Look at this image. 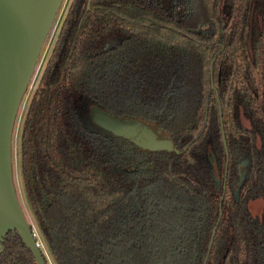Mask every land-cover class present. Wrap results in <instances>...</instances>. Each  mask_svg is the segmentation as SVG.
<instances>
[{"label":"trees","instance_id":"obj_1","mask_svg":"<svg viewBox=\"0 0 264 264\" xmlns=\"http://www.w3.org/2000/svg\"><path fill=\"white\" fill-rule=\"evenodd\" d=\"M86 1H70L20 135L54 264H264V0ZM96 108L170 144L140 146ZM3 246L0 264H35L16 233Z\"/></svg>","mask_w":264,"mask_h":264},{"label":"water","instance_id":"obj_2","mask_svg":"<svg viewBox=\"0 0 264 264\" xmlns=\"http://www.w3.org/2000/svg\"><path fill=\"white\" fill-rule=\"evenodd\" d=\"M61 3L62 0H0V253L8 232H13L30 250L35 264L49 263L17 197L12 168V132L20 101ZM89 4L87 0L86 9ZM100 112L103 117H94L95 122L139 145H167L166 136L144 120L119 119ZM208 158L214 164L212 154ZM214 230L215 226L208 248Z\"/></svg>","mask_w":264,"mask_h":264},{"label":"rangeland","instance_id":"obj_3","mask_svg":"<svg viewBox=\"0 0 264 264\" xmlns=\"http://www.w3.org/2000/svg\"><path fill=\"white\" fill-rule=\"evenodd\" d=\"M71 0H62V3L59 7V9L56 12V15L54 17L53 23L51 25V28L44 40V43L42 45V48L40 50L39 56L37 58L34 70L31 74V78L28 82V86L26 91L23 94V97L20 101L16 116H15V121H14V126H13V132H12V168H13V180H14V185L17 193L18 200L20 202L21 208L23 210L24 215L26 216L27 220L32 224L40 242H41V248L43 250V254L46 257V260L48 261L49 264H54L52 257L45 246V244L42 241L41 235L37 229L35 220L32 216V213L29 209L23 187H22V181H21V169H20V135H21V128H22V123L23 119L25 116V112L27 110V106L29 104V101L32 97L33 92L35 89L39 86V81L41 78L42 70L46 64L47 58L50 54V50L52 48L53 42L55 40V37L57 35V32L59 31L62 21L67 13L69 4ZM102 113V114H101ZM109 114V113H108ZM103 112H100L99 109H94L93 110V118H102ZM110 115V114H109ZM112 116V115H110ZM114 117V116H112ZM119 118V117H115ZM119 119H127V118H119ZM137 119V118H135ZM139 120V119H138ZM141 120V119H140ZM110 125V124H109ZM153 125V124H151ZM155 126V125H153ZM156 127V126H155ZM157 128V127H156ZM160 132H162L159 128H157ZM166 136V144H170V140L168 139V136L166 133L162 132ZM168 139V140H167ZM140 146H147L144 144H141Z\"/></svg>","mask_w":264,"mask_h":264},{"label":"flooded vegetation","instance_id":"obj_4","mask_svg":"<svg viewBox=\"0 0 264 264\" xmlns=\"http://www.w3.org/2000/svg\"><path fill=\"white\" fill-rule=\"evenodd\" d=\"M42 75V74H41ZM29 105V104H28ZM28 107V106H27Z\"/></svg>","mask_w":264,"mask_h":264}]
</instances>
